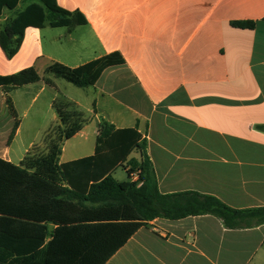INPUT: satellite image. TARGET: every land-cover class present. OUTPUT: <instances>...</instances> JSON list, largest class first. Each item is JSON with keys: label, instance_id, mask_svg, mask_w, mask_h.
Wrapping results in <instances>:
<instances>
[{"label": "crops", "instance_id": "obj_1", "mask_svg": "<svg viewBox=\"0 0 264 264\" xmlns=\"http://www.w3.org/2000/svg\"><path fill=\"white\" fill-rule=\"evenodd\" d=\"M21 3L3 11L0 29L34 2ZM57 3L87 25L29 27L12 59L0 48V76L17 78L0 88L17 120L5 160L19 166L32 149L45 153L46 134L59 122L54 104H70L84 125L63 143L61 164L94 155L104 122L137 127L161 193L193 191L233 209L264 208V0ZM114 52L125 64L105 70L92 87L46 73L53 63L77 68ZM28 100L39 101L26 125L37 131L25 134L19 116H27ZM14 145L20 154L12 155ZM106 264H264V224L233 230L212 215L156 219Z\"/></svg>", "mask_w": 264, "mask_h": 264}, {"label": "trees", "instance_id": "obj_2", "mask_svg": "<svg viewBox=\"0 0 264 264\" xmlns=\"http://www.w3.org/2000/svg\"><path fill=\"white\" fill-rule=\"evenodd\" d=\"M21 1L0 0V17ZM45 25L72 31L87 25V19L64 10L57 0H37L0 29V48L12 59L25 30ZM233 25L254 28L253 23ZM124 64L123 56L114 52L77 68L53 63L46 73L88 88L105 70ZM16 79L0 76V88L16 85ZM5 102L13 122L0 123V264H106L141 227L156 219L212 215L233 230L264 224V208L233 209L215 196L193 191L161 193L147 141L137 127L116 129L104 122L94 155L61 164L63 143L84 125L83 115L70 104H54L59 122L46 134V152L38 154L34 148L21 165H14L2 157L4 139L17 124L11 103ZM133 153L140 159L130 158ZM120 167L128 181L114 178ZM135 172L138 179L132 181Z\"/></svg>", "mask_w": 264, "mask_h": 264}, {"label": "rangeland", "instance_id": "obj_3", "mask_svg": "<svg viewBox=\"0 0 264 264\" xmlns=\"http://www.w3.org/2000/svg\"><path fill=\"white\" fill-rule=\"evenodd\" d=\"M27 1L37 2V0H27ZM27 1L26 0H23L22 3H21V7H23ZM73 88H76V87H73ZM5 101H6L5 98L2 99L0 97V123L2 125H5L6 124L8 126V123L13 122V117H12V115H11V113H10V111H9V109H8L7 104H6ZM38 106H39V101L36 100L35 102H32L31 100H28L27 103H26V105L24 106L25 107L24 109L25 110H28L27 116H24L23 112H22L21 116H19V120L20 121L23 120V124H24L23 125L24 126L23 128H24V132H26L25 134H27V132H31V133H34L35 132L36 133V131H37L35 129V127L32 126V125H31L32 128L28 131L29 126H26V125L29 124V122H30L31 118L33 117V114L35 113V110L38 108ZM8 137H6L4 139V141H5L4 143L5 144L7 143ZM79 141H80L79 138L78 139H75V140H73L71 142V144L73 145V144H75V143H77ZM4 148H6L5 145H4ZM39 150H41V148H39L38 151L36 149L37 153H39ZM12 151H13L12 152V155L13 154H16V153H19L20 154V150H19V148L16 145L13 146V150ZM115 172L116 173L114 175L115 176L114 178L116 180H118L119 182H125V181H128L129 180L128 179V174L125 171V168L120 167ZM138 175H139L138 172H135L134 173V177H137L138 178Z\"/></svg>", "mask_w": 264, "mask_h": 264}, {"label": "built area", "instance_id": "obj_4", "mask_svg": "<svg viewBox=\"0 0 264 264\" xmlns=\"http://www.w3.org/2000/svg\"><path fill=\"white\" fill-rule=\"evenodd\" d=\"M132 176H134V173L132 174ZM138 179V178H137Z\"/></svg>", "mask_w": 264, "mask_h": 264}]
</instances>
